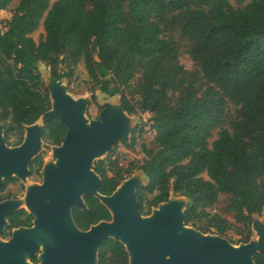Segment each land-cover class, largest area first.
Masks as SVG:
<instances>
[{
	"label": "trees",
	"instance_id": "1",
	"mask_svg": "<svg viewBox=\"0 0 264 264\" xmlns=\"http://www.w3.org/2000/svg\"><path fill=\"white\" fill-rule=\"evenodd\" d=\"M13 1L0 0V11ZM53 1L19 0L0 31V122L6 143L14 136V146H20L25 127L51 109L39 66L62 80L69 75L60 66L72 71L83 63L93 100L96 91L120 96L128 115H151L155 134V149L143 146L146 158L140 165L94 163L102 180L99 193L112 195L136 170L148 180L137 191L143 215L172 196L185 197V225L223 238L231 226L209 210L228 196L226 210L242 229L239 242L249 243L253 217L264 210V0H235L237 8L230 0ZM41 23L45 38L37 43L33 34ZM176 26L191 43L193 71L183 67L177 47L163 37L166 28ZM228 103L237 115L226 128ZM216 129L218 138L210 145ZM42 131L46 144L60 146L67 127L53 119ZM43 166L40 155L31 174ZM15 181H5L0 192ZM84 199L88 209L72 212L80 230L112 220L99 199ZM32 220L19 210L8 217V230ZM254 261L264 264V256L257 254ZM98 264H129L125 246L107 240Z\"/></svg>",
	"mask_w": 264,
	"mask_h": 264
},
{
	"label": "water",
	"instance_id": "2",
	"mask_svg": "<svg viewBox=\"0 0 264 264\" xmlns=\"http://www.w3.org/2000/svg\"><path fill=\"white\" fill-rule=\"evenodd\" d=\"M44 84L51 109L25 127L20 146H7L0 122V187L5 181L29 177L31 163L41 155L45 123L58 119L67 134L54 148L55 165L42 168L43 183L27 188L25 206L33 226L15 229L7 242L1 237L9 227L8 217L24 208L15 200L0 202V264H34L30 259L37 255L38 264H98L99 249L107 240L125 246L129 264H255V255L264 256V226L255 219L257 215L252 230L258 242L253 239L236 247L221 236L186 226L187 198L175 201L172 196L144 217L137 194L148 186L142 173L138 179L123 181L112 195H101L102 180L94 163L119 140L128 139L134 130L133 119L120 102L106 103L99 119L88 122L84 118L87 99L74 100L63 79L57 80L51 71ZM86 196L99 199L112 220L80 230L72 211L87 210Z\"/></svg>",
	"mask_w": 264,
	"mask_h": 264
},
{
	"label": "rangeland",
	"instance_id": "3",
	"mask_svg": "<svg viewBox=\"0 0 264 264\" xmlns=\"http://www.w3.org/2000/svg\"><path fill=\"white\" fill-rule=\"evenodd\" d=\"M56 1V0H54ZM53 1V2H54ZM231 4L237 8V4L235 0H230ZM19 0H14L13 3L6 11H0V31H5L8 22L12 19L15 9L18 7ZM163 37L168 41L172 42L178 50V57L180 63L187 71H193L196 69L195 63L191 56V43L189 40L184 37L180 33V28L176 27H168L164 30ZM33 38L37 43L44 40L45 38V31L43 25L41 23L39 29L33 34ZM73 70L70 71L66 69L65 65L60 66V72L69 75V77L63 79V83L66 87L67 93L74 99H87L88 105L84 113V118L86 121L91 122L98 120L100 117V113L106 103H118L120 104V96L117 97H109L96 91L94 93L95 99L93 100V85L89 80L88 74L83 66V63L78 64ZM40 73L44 81L50 75V69L46 66L41 64L39 66ZM72 72V73H71ZM237 115V107L231 103H228L225 108V119L223 122V127L230 126L232 120L236 118ZM133 119V127L134 130L129 133L128 139L126 141L119 140L115 145L112 147L111 151L102 155L97 161H112L117 162L121 167L125 169L128 168L130 165H140L145 160V154L143 152V146H146L149 149H155L154 146V138L155 134L151 130V115L150 114H143L137 113L136 115H129ZM142 130V131H141ZM218 129L213 132V137L209 140L210 145L218 138ZM133 139L136 140L135 144L133 145ZM17 142V137L11 136L10 144H7L9 148H15V143ZM54 148L55 146H50L43 143L41 149V156L44 160V167L45 165H55L54 159ZM30 169L29 177L23 181L18 180L15 182H10L7 184L5 190L0 192V197L3 199L2 201L8 200H15L21 203V207L26 209L25 206V198L27 194V188L33 185H41L43 183V170H39L35 167L34 170ZM140 172L134 171L132 175L128 179L136 178L138 179ZM147 198H151L148 196ZM175 201L184 200L185 197L175 196L172 198ZM228 196H221L219 201L216 203L214 207L209 210L210 215L218 214L221 215L224 219L228 221L230 224V231L228 232L226 240H228L232 245L238 247L242 243L239 242L241 238L240 232L242 231L241 227L235 222L234 215L230 214L227 210V203ZM154 208L151 210L149 214L144 213V217L150 216L153 213ZM26 211H28L26 209ZM255 219L261 222L264 226V210L260 215L255 216ZM13 231H9L8 228H5L3 231V235L1 240L4 242L9 241L13 236ZM206 235L217 236L214 233H207ZM254 239L255 242H258V238L256 237L255 233L252 230V236L250 241ZM38 260V255L31 258Z\"/></svg>",
	"mask_w": 264,
	"mask_h": 264
},
{
	"label": "flooded vegetation",
	"instance_id": "4",
	"mask_svg": "<svg viewBox=\"0 0 264 264\" xmlns=\"http://www.w3.org/2000/svg\"><path fill=\"white\" fill-rule=\"evenodd\" d=\"M85 200V199H84ZM86 203V202H85ZM87 206V205H86ZM87 209H88V207H87ZM73 212V211H72ZM16 213V212H15ZM74 219V218H73ZM33 221H34V219L31 221V225L30 226H27V227H25V228H31L32 226H33ZM19 228H21V227H19ZM19 228H15V229H19ZM15 229H13V230H15ZM12 230V231H13ZM35 259V258H34ZM34 259H32V263H34L33 261H34ZM36 260V263H34V264H38V260L37 259H35Z\"/></svg>",
	"mask_w": 264,
	"mask_h": 264
}]
</instances>
